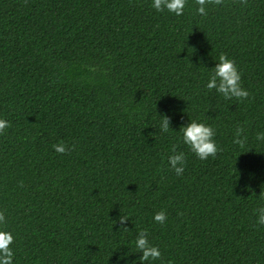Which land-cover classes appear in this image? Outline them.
<instances>
[{
    "label": "trees",
    "instance_id": "obj_1",
    "mask_svg": "<svg viewBox=\"0 0 264 264\" xmlns=\"http://www.w3.org/2000/svg\"><path fill=\"white\" fill-rule=\"evenodd\" d=\"M152 2L0 0V119L11 124L0 228L13 264H140L144 229L161 258L143 264H264V0L207 4L206 16L196 0L180 16ZM222 53L248 99L206 87ZM192 120L215 129L214 158L183 142ZM60 141L75 150L57 153ZM173 145L186 156L179 176Z\"/></svg>",
    "mask_w": 264,
    "mask_h": 264
},
{
    "label": "clouds",
    "instance_id": "obj_2",
    "mask_svg": "<svg viewBox=\"0 0 264 264\" xmlns=\"http://www.w3.org/2000/svg\"><path fill=\"white\" fill-rule=\"evenodd\" d=\"M199 5L197 12L202 16L207 15V4H222L223 0H196ZM242 4H247V0H241ZM187 4V0H153L152 7L163 12L174 13L177 16L184 14V9ZM209 90L215 89L223 95L226 100L236 98L238 100H245L249 98L250 93L244 89L241 84V73L238 69L235 60L230 59L226 54H220L219 62L214 68L210 79L206 85ZM160 130L168 132L171 124V120L167 115H163ZM11 127L9 121L0 119V134L4 133L5 129ZM180 131L183 133V142L189 146L190 150L201 160H206L208 157H215L217 152L221 149L218 148L214 139L216 132L211 125L197 122L196 120L190 121L187 126L181 127ZM245 129L243 127H237L234 139V143L240 147H244L247 142V136L243 135ZM257 140L264 141V132H258L256 135ZM176 145H173L172 155L168 157V164L171 169L174 170L177 176L181 175L185 170L186 156L184 152H177ZM54 150L59 154H67L75 150V145L69 146L64 141H60L58 144L53 145ZM20 186L23 187V182H20ZM264 196V193L260 194ZM259 214L257 224L264 225V207L256 209ZM129 218L121 215L119 217V224L125 231L128 230L124 227L125 222ZM155 222L164 224L167 220V213L165 211H159L154 216ZM116 223V221H113ZM0 225H6V217L4 211L0 210ZM14 242V236L10 231L4 228H0V264H13L14 252L11 245ZM135 246L138 252H141L140 264L151 260L161 258V252L158 247L152 245L149 241L148 232L146 229L141 230L135 240ZM171 264V261L168 262Z\"/></svg>",
    "mask_w": 264,
    "mask_h": 264
}]
</instances>
